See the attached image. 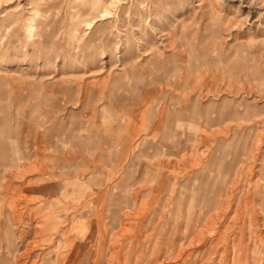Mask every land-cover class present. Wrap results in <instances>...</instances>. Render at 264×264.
<instances>
[{
	"label": "rangeland",
	"instance_id": "obj_1",
	"mask_svg": "<svg viewBox=\"0 0 264 264\" xmlns=\"http://www.w3.org/2000/svg\"><path fill=\"white\" fill-rule=\"evenodd\" d=\"M98 1L0 0V264H264V0Z\"/></svg>",
	"mask_w": 264,
	"mask_h": 264
},
{
	"label": "bare ground",
	"instance_id": "obj_2",
	"mask_svg": "<svg viewBox=\"0 0 264 264\" xmlns=\"http://www.w3.org/2000/svg\"><path fill=\"white\" fill-rule=\"evenodd\" d=\"M98 0H90V2H92V4H93V2H95V3H98L97 2ZM111 2H113L112 0H111ZM154 3V2H153ZM100 12H102V13H100ZM100 12H99V14H97V15H108V16H110L109 14L112 12L109 8H105V9H100ZM37 14H38V12L36 13V16H37ZM93 15V14H92ZM38 17V16H37ZM21 17L19 16V14H16V13H13V12H9V13H5V14H3L2 16H1V18H0V29H3V28H9V27H11L12 28V30H14V32L15 31H17V24L18 25H20V22H19V19H20ZM40 19V18H39ZM88 24H90V22L88 23ZM29 26V28H31V25H28ZM19 28V27H18ZM98 30V29H97ZM94 32H96V31H94ZM174 34H175V32H174ZM91 37V36H90ZM99 36L97 35V34H92V38H98ZM177 70V69H176ZM4 77H5V75H4ZM6 78V77H5ZM5 78L3 79L4 81H5ZM0 82H2V81H0ZM3 83V82H2ZM2 83L0 84V85H2ZM2 93V92H1ZM192 98V97H191ZM188 102V101H187ZM189 103V102H188ZM190 104V103H189ZM183 107V106H182ZM186 107V106H185ZM184 108V107H183ZM186 110V109H185ZM184 110V111H185ZM183 111V112H184ZM208 112V111H207ZM184 114V113H183ZM179 115V114H178ZM189 115V114H188ZM184 116V115H183ZM210 116V115H209ZM192 117V116H191ZM190 117V118H191ZM204 117V116H203ZM192 121V120H191ZM204 121V120H203ZM202 121V122H203ZM178 123V122H177ZM191 125V124H190ZM142 139V138H141ZM6 145L4 144V142H0V147H1V149H2V151H1V157L2 158H4L5 156H6V147H5ZM243 150V149H242ZM8 153V152H7ZM29 159V158H28ZM27 159V160H28ZM9 160V159H8ZM10 162V161H9ZM31 163V162H30ZM56 163V162H55ZM33 164V163H32ZM208 164V163H207ZM206 164V165H207ZM16 165H17V163H16ZM15 165V166H16ZM8 166V165H7ZM11 166V165H10ZM23 166V165H22ZM6 168V167H5ZM13 168V167H12ZM18 169V168H17ZM14 170V169H13ZM15 171V170H14ZM64 172V171H63ZM54 173V172H53ZM4 174V173H3ZM191 184V183H190ZM54 184H52L51 186H53ZM182 185V184H181ZM183 186V185H182ZM182 186H180V188H179V191H178V195H180L181 193H182ZM213 186H214V184H213ZM212 185H209V183H201V186H200V189L202 190V192H204L205 191V194H206V197H207V200H208V202H209V199H208V197L210 196V192L212 191L213 192V190H212V187H213ZM48 187H50V186H48ZM6 188V187H5ZM45 188V187H44ZM221 188V187H220ZM198 191H199V189H198ZM220 191V190H219ZM200 192V191H199ZM189 193V192H188ZM183 195V194H182ZM188 195V194H187ZM72 196V195H71ZM185 197V196H184ZM211 197V196H210ZM175 198V197H174ZM211 199H213V198H211ZM180 200H181V198L179 199V203H180ZM126 201V200H125ZM101 202V201H100ZM212 203H214V199H213V201H212ZM208 204V203H207ZM180 205V204H179ZM181 206V205H180ZM213 206V205H212ZM109 207V206H108ZM171 207H173L172 205H171ZM167 208V207H166ZM179 208V207H178ZM177 208V209H178ZM115 209V208H114ZM113 209V210H114ZM208 210H209V208H208ZM178 211V210H177ZM169 215V214H168ZM179 215H180V213H179ZM155 219V218H154ZM170 219H171V217H170ZM173 220V219H172ZM95 225H96V223H95ZM98 225H99V223H98ZM95 227V226H94ZM100 229H102V228H100ZM96 231V230H95ZM117 232V231H116ZM120 232H121V230H120ZM120 232H118V233H120ZM100 233V232H99ZM117 233V234H118ZM138 233V232H137ZM84 234V233H83ZM119 235H122L123 236V234L122 233H120ZM170 235V234H169ZM96 236V232L94 233L93 231L90 233V234H88V237H90L91 239H94V237ZM100 236H101V234H100ZM125 236V235H124ZM136 236V235H135ZM99 237V236H98ZM130 237V236H129ZM156 237H158L159 239L160 238H162L163 236H161L160 234H159V236H156ZM170 237V236H169ZM168 237V239H170ZM100 238V237H99ZM127 238V237H126ZM127 240H125V242H126ZM98 242V241H97ZM116 242V241H115ZM169 242V241H168ZM114 243V242H113ZM98 244V243H97ZM70 245H72L71 243H70ZM103 245V244H102ZM85 243H79V244H75V246H74V248H73V252L71 253V256H73V257H75V255H77V253L79 252V251H81V249L82 248H85ZM170 246V245H169ZM88 248V250L86 251V257H87V259H88V257L90 256V254H91V248H92V246H91V248H89V247H87ZM148 248V247H147ZM71 249V248H70ZM134 249V248H133ZM146 249V248H145ZM153 251H155V253L158 255V253H160L161 251L163 252V253H165V252H170L171 250V248L170 247H163V246H154L153 248ZM84 249H82V251H83ZM132 250V249H131ZM148 250V249H147ZM102 251V250H101ZM100 251V253H102ZM71 252V251H70ZM133 254H134V252L132 251H130L129 253H127V255H126V258H125V262H124V264H132L133 262L131 261V258L133 257ZM97 255V254H96ZM71 256H69V257H71ZM91 256H92V254H91ZM102 258V257H101ZM70 259V258H69ZM86 259V260H87ZM76 261V260H75ZM77 263V262H76ZM66 264H68V263H66ZM75 264V263H74ZM78 264V263H77ZM85 264H99V261H96L95 262V260H94V262L92 261V263H90L89 262V260L85 263Z\"/></svg>",
	"mask_w": 264,
	"mask_h": 264
}]
</instances>
